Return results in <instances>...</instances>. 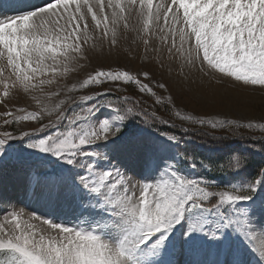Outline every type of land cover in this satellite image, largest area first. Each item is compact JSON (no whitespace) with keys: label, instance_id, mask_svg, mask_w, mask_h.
<instances>
[{"label":"snow or ice","instance_id":"6c2138e0","mask_svg":"<svg viewBox=\"0 0 264 264\" xmlns=\"http://www.w3.org/2000/svg\"><path fill=\"white\" fill-rule=\"evenodd\" d=\"M131 45L201 74V104L227 85L264 101V0H0V181L12 172L27 197L0 191V264H264V122L182 114L149 70L86 71ZM129 84L200 129H258L259 150L198 160Z\"/></svg>","mask_w":264,"mask_h":264},{"label":"rangeland","instance_id":"374dc122","mask_svg":"<svg viewBox=\"0 0 264 264\" xmlns=\"http://www.w3.org/2000/svg\"><path fill=\"white\" fill-rule=\"evenodd\" d=\"M17 3L20 7L26 9L30 5L43 4L44 0H17ZM9 14L13 13L10 12ZM130 47L132 49V55H129L122 48L119 54H114L109 59L93 61L91 66L86 71H92L95 68H121L130 70L134 73H139L142 70H149L151 72L153 81L163 82L170 85V90L167 93L158 88H154V90L157 92L158 95H173L177 103V108L181 111L182 114L207 115L210 117L213 115L226 113V117L222 116L221 118L243 119L244 122H247L248 117H255L257 118L255 122H264L259 121L258 119L262 113V110H264V101H262L261 94L259 91L250 93L243 89H232L230 85H227L224 89L221 90L220 94L214 101H210L207 105L201 104L198 102L199 93L197 91V85L201 84L204 79L201 74L193 70L191 74V79H185L183 76L179 75L177 64L174 61L168 60L166 55L163 56V66H161V64L158 63L156 59L152 58L155 55L154 53L148 54L149 59H143L141 56L142 46L131 45ZM83 74L84 73H82V75ZM140 78L143 79L142 76ZM144 82L148 83L149 81ZM110 86L111 85L108 84L104 85L105 88H108ZM122 87L128 89V91L124 94H131L133 97L143 99L145 106H149L150 108L155 109L159 115H162L166 119L172 120L177 125L176 130L179 131L180 126H183L189 129V134H195L199 132L201 139L208 141V145H213L212 147L205 146L203 143H198V141H195L192 138L187 139V143L188 145H190L189 151H193V154L195 156L198 155V152H204L210 154L211 156H217L221 152V148L217 146L218 143H223V145L229 144L232 147L237 146L240 147V149H247V142L245 141L246 139L253 140L254 138L257 139L261 136V133L258 129H241V133L245 136V139L243 140H240L238 137L231 136L227 129H218L214 133L211 130L200 129L199 126L191 125L187 121H181L179 118L175 117L170 111V106L165 104L157 105L154 103V100L152 98L142 96V94L134 90L133 85H122ZM97 90L98 89L96 88H90L77 93H73V95L92 94ZM114 93L119 92L113 91L110 94ZM221 97H223V99H221ZM17 106L27 107L29 111L35 110L34 106L32 105V102L27 98L19 99ZM17 115H23V113H17ZM21 126L31 128L35 127V124L31 122H25ZM213 135L215 136V139L213 138ZM225 136H227V139H225ZM219 139L222 140L220 141ZM229 178L230 177L226 174L224 180L227 181ZM10 189L11 193L9 191ZM0 191H4L8 195L13 196L22 201L27 199L22 185L19 184L15 175L12 172H9L3 178V180L0 181ZM32 205V207L41 209L46 212L55 211L57 216H59V218L61 219L72 218L71 209L68 207L53 208L42 200H35ZM178 259L181 261V264H183L184 257L178 256Z\"/></svg>","mask_w":264,"mask_h":264},{"label":"trees","instance_id":"16d2710c","mask_svg":"<svg viewBox=\"0 0 264 264\" xmlns=\"http://www.w3.org/2000/svg\"><path fill=\"white\" fill-rule=\"evenodd\" d=\"M113 100H115V99H113ZM174 131H176V133L178 135L182 136L184 138V140L186 141L185 144L181 145L182 148H187L189 150L190 145H188V143H187V139H189V138H192L195 141H198V143H203L205 146H211V147L213 146V145H208V141H206L204 139H201L199 132H197L195 134H189L188 132L187 133H183V132L178 131L176 129H174ZM257 139H259V138H257ZM257 139L254 138L253 139L254 141L250 140V139H246L245 141L247 142L246 143L247 149H253V150L258 151L260 145H259V140H257ZM219 140L221 141L222 139H219ZM256 140H257V142H256ZM217 146H219V148H221V152L217 156L222 155L223 153H225L226 151H228L230 149H240V147H237V146L236 147H232L229 144L228 145H223V143H218ZM192 153H193V151H192ZM196 157H197L198 160H206L209 157H216V156H211L210 154L204 153V152H198V155H196ZM258 158H259L258 156L253 158L252 169H251L252 171L255 170V161ZM196 171H197V173L201 172V170L199 168ZM215 175H216L217 179L220 180L221 182L225 181L224 178L226 177V173L217 172V173H215Z\"/></svg>","mask_w":264,"mask_h":264},{"label":"bare ground","instance_id":"6f19581e","mask_svg":"<svg viewBox=\"0 0 264 264\" xmlns=\"http://www.w3.org/2000/svg\"><path fill=\"white\" fill-rule=\"evenodd\" d=\"M196 78H197V76H196ZM191 79V78H190ZM196 82V81H195Z\"/></svg>","mask_w":264,"mask_h":264}]
</instances>
